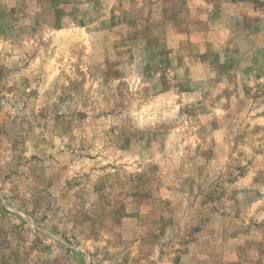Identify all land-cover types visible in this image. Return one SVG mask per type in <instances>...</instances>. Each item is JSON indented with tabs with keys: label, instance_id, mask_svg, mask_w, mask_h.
Segmentation results:
<instances>
[{
	"label": "rangeland",
	"instance_id": "obj_1",
	"mask_svg": "<svg viewBox=\"0 0 264 264\" xmlns=\"http://www.w3.org/2000/svg\"><path fill=\"white\" fill-rule=\"evenodd\" d=\"M0 264H264V0H0Z\"/></svg>",
	"mask_w": 264,
	"mask_h": 264
}]
</instances>
